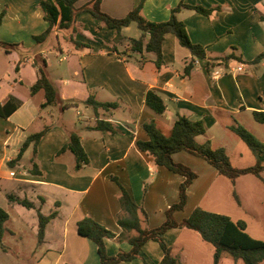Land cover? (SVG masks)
Here are the masks:
<instances>
[{
	"label": "crops",
	"instance_id": "crops-1",
	"mask_svg": "<svg viewBox=\"0 0 264 264\" xmlns=\"http://www.w3.org/2000/svg\"><path fill=\"white\" fill-rule=\"evenodd\" d=\"M39 1L0 0V42L16 44L6 48L0 45V104L9 95L20 101L8 116L0 115V207L8 213L0 264H100L95 244L77 233L76 224L89 216L115 234L104 238L108 255L127 251L130 244L126 238L116 237L121 232L117 224L118 183L137 205L141 227L158 226L167 207L178 199V185L184 177L156 165L135 144L137 139L147 138L142 122L154 119L167 129L177 113L191 120L201 119L205 131L196 140H209L212 148L222 147L228 157L230 151L239 156L242 152L231 148L232 141H242L231 130L232 125L240 124L255 133L248 115L252 117L253 110H264V59L249 61L264 51V0H183L185 4L216 7L208 15L188 7L175 13L189 40L204 48L205 57H193L172 33H166L158 67L152 52L119 55L124 45L118 44L117 49L112 46L114 29L87 11L78 14L72 29L53 28L41 41L48 45L37 47L40 42L34 36L47 27ZM86 1L76 0L75 5ZM140 1V12L150 21L166 20L178 3L101 0L100 6L109 15L121 17ZM129 28L131 23L122 27V35L132 37L125 34ZM139 34L138 31L136 37ZM69 36L83 45L75 47ZM226 54L232 55L226 63L217 58ZM48 55L59 64L52 70V77L46 69L51 65ZM188 62L191 68L185 74ZM239 64L241 70L236 69ZM39 66L54 81L57 104L41 107L45 100L43 90L30 92ZM213 70L219 71L217 77L212 76ZM147 90H154L163 98V112L156 113L145 104ZM89 95L116 106L109 110L99 108L95 113L82 103L84 114L79 116L82 109L78 110L80 104L76 101L82 102ZM65 102L75 108L76 121L68 114V106L62 108ZM98 119L109 122L113 131L93 128ZM44 125L49 127L35 145L34 154L30 143L9 167L7 161L16 156L26 136ZM70 131L77 132L88 158L77 169L71 151L58 152ZM32 157L39 174L29 170ZM172 158L196 174L186 189L183 209L173 212L180 221L199 206L213 184L219 183L223 189L225 176L187 151L174 152ZM8 194L26 198L33 206L27 208L9 200ZM237 204L241 205L239 199ZM37 209L43 215L55 211L40 242ZM161 237L181 264H212L213 246L195 230L173 227ZM161 256L158 243L150 239L141 246L137 257L116 264H156ZM217 264L243 262L222 253ZM259 264H264V260Z\"/></svg>",
	"mask_w": 264,
	"mask_h": 264
},
{
	"label": "trees",
	"instance_id": "trees-1",
	"mask_svg": "<svg viewBox=\"0 0 264 264\" xmlns=\"http://www.w3.org/2000/svg\"><path fill=\"white\" fill-rule=\"evenodd\" d=\"M75 2L76 0H40L38 4L42 12V17L47 22V27L41 33L34 36L35 41H43L53 28L72 29L78 14L87 11L93 17L103 22L107 27L114 29L115 34L112 39V46L117 49L118 44L124 45V49L118 53L119 55L127 56L130 54L152 52L155 54L154 63L158 67L162 62L161 43L164 35L166 33H172L176 37L178 43L187 48L193 57H205L204 48L189 40L183 22L177 19L175 13L181 7H188L208 15L216 7L204 8L200 5L185 4L183 0H178L177 5L170 9L169 16L166 20L150 21L140 12L142 1L121 17L111 16L103 11L100 6L101 0H88L79 6L75 5ZM130 23H135L136 28L140 32L139 36L136 38L125 37L121 33L122 27ZM68 39L75 47L83 45L70 36ZM0 45L6 48L7 46L13 47L16 44L0 42ZM231 57L232 55L226 54L217 58L226 63ZM263 59L264 51L257 54L249 62L257 63ZM210 64L212 63L206 62V65ZM190 68L191 63L188 62L184 67L185 74L188 73ZM40 89L43 90L45 98L44 102L40 105L41 107L57 104V90L41 66L38 67V78L30 86V92L34 93ZM82 102L90 106L95 113H97L99 108L109 110L116 106V103L111 101H97L92 95H89ZM144 102L156 113H161L166 108L163 98L154 90H147L145 92ZM19 104L20 101L17 98L9 95L7 99L0 104V115L3 117L8 116ZM61 106L63 108L64 103ZM251 114L255 121L264 123V110H253ZM48 127L49 125H44L39 131L28 134L20 145L16 156L8 160L7 165L12 167L19 160L23 150L30 143L33 146L34 154L35 145ZM141 127L147 138L137 139L135 141L137 148L151 156L156 165L163 166L184 177L178 185V199L167 207L164 212V219L158 226L153 228L141 227L137 205L131 199L129 193L118 183L120 193L117 201L120 209L117 214V224L121 227V232L116 237L118 239L126 238L127 242L130 244V248L127 251L119 250L114 255H108L104 245V238L114 237L115 234L89 216L82 217L76 224L77 233L82 237L90 239L95 244L99 263L116 264L121 260H131L137 257L141 246L147 240L151 239L158 243L162 251V256L156 264H181L178 258L171 254L170 247L161 237L167 229L173 227H186L195 230L204 241L210 243L213 246L212 264L218 263L222 253H226L234 260H242L243 264H259V262L264 260V240L250 236L245 231L246 224L243 219L239 218L233 220L226 214L206 210L200 206H195L190 214L180 221L174 218L173 212L183 209L186 202V189L196 177V174L187 165L176 162L172 158L174 152L184 150L203 158L216 169L219 175L225 176L232 183L238 176L248 173L255 175L264 183V178L260 175L261 171L264 170V142L244 126L240 124L232 125L230 127L231 130L242 139L255 157V161L252 165L236 167L231 164L228 155L222 147L212 148L209 140L203 142H198L196 140V136L203 134L205 131L201 119L191 120L185 115L177 113L172 125L167 129L160 126L154 119L142 122ZM93 128L113 131L110 123L103 119H98ZM64 150H69L73 154L74 167L76 169L88 162L87 155L80 144L79 136L76 131H70L68 133L67 142L61 146L58 152ZM30 161L31 166L29 170L39 174L40 171L33 157ZM233 196L235 197L234 192ZM7 197L9 200L16 201L27 208L33 206L26 198H19L11 194H8ZM36 213L38 219L37 241L40 242L43 238L45 225L55 215V211L43 215L37 209ZM7 218V211L0 207L1 247H4L2 238L4 234V222ZM130 232L134 233L129 234ZM145 264L147 263L145 262Z\"/></svg>",
	"mask_w": 264,
	"mask_h": 264
},
{
	"label": "rangeland",
	"instance_id": "rangeland-1",
	"mask_svg": "<svg viewBox=\"0 0 264 264\" xmlns=\"http://www.w3.org/2000/svg\"><path fill=\"white\" fill-rule=\"evenodd\" d=\"M125 34L132 37L137 36L138 29L136 28L135 23H131V28H129V31ZM47 45L48 43L41 44L40 42L37 47H46ZM11 56H14V54L10 55L8 58ZM48 56L51 65L46 69L52 77V70H54L59 64H57L56 58L52 57V55ZM76 102L80 104L78 110L82 109L83 102L79 100ZM67 103L68 102H65L64 105ZM66 106L69 107L68 114L74 117L76 121L75 108L70 106V104H67ZM83 114L84 110L82 109V114L79 116H82ZM248 120L252 122L250 126L255 132L252 133L260 140L264 141V123L256 122L249 115ZM244 122H246V120ZM231 148H240L242 151L240 156L235 152L230 151L229 158L233 166L245 167L254 163L255 157L253 153L240 139L237 138V140L232 141ZM260 175L264 178V172ZM233 192L235 193V197L233 196ZM238 199L241 202L240 206L237 204ZM199 206L206 210L226 214L233 220L237 218L243 219L246 224L245 231L254 238L264 240V183L255 175H242L236 179L235 184L225 177V187L222 189L221 184H213L203 195Z\"/></svg>",
	"mask_w": 264,
	"mask_h": 264
},
{
	"label": "built area",
	"instance_id": "built-area-1",
	"mask_svg": "<svg viewBox=\"0 0 264 264\" xmlns=\"http://www.w3.org/2000/svg\"><path fill=\"white\" fill-rule=\"evenodd\" d=\"M236 69H237V70H241V64L237 65V66H236ZM218 75H219V71H218V70H213V71H212V76H213V77H217Z\"/></svg>",
	"mask_w": 264,
	"mask_h": 264
}]
</instances>
